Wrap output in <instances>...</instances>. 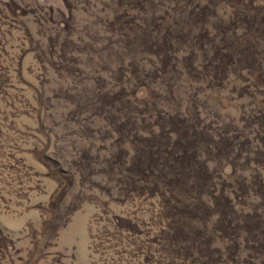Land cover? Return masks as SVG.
<instances>
[{
	"label": "rangeland",
	"instance_id": "1",
	"mask_svg": "<svg viewBox=\"0 0 264 264\" xmlns=\"http://www.w3.org/2000/svg\"><path fill=\"white\" fill-rule=\"evenodd\" d=\"M0 264H264V0H0Z\"/></svg>",
	"mask_w": 264,
	"mask_h": 264
}]
</instances>
